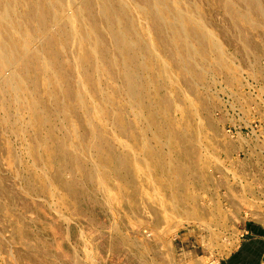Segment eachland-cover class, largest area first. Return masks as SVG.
Listing matches in <instances>:
<instances>
[{
    "label": "rangeland",
    "instance_id": "obj_1",
    "mask_svg": "<svg viewBox=\"0 0 264 264\" xmlns=\"http://www.w3.org/2000/svg\"><path fill=\"white\" fill-rule=\"evenodd\" d=\"M72 1L89 9L16 0L0 17V43L21 34L0 71V264L257 262L264 0H177L193 17L179 38L166 13L164 41L141 0L126 16L102 0L110 22L103 2Z\"/></svg>",
    "mask_w": 264,
    "mask_h": 264
},
{
    "label": "bare ground",
    "instance_id": "obj_2",
    "mask_svg": "<svg viewBox=\"0 0 264 264\" xmlns=\"http://www.w3.org/2000/svg\"><path fill=\"white\" fill-rule=\"evenodd\" d=\"M15 1L16 0H1V4L2 5H4L5 7H4V11L3 10H1L0 11V17H3V18H10V15L14 12V11H16V9H14V3H15ZM40 1V0H39ZM42 1V0H41ZM50 1V0H49ZM75 1V0H74ZM89 0H87V2H88ZM92 0H90V4H92V2H91ZM95 1V0H94ZM105 1V0H104ZM109 0H107V2H108ZM136 1H139V0H136ZM144 4V7H145V14H146V16H148V19H150V22L152 23V25H153V27L157 30V32L160 34L159 35V37L161 38V40H163L164 41V39H165V36L164 35H162V26H163V24L165 23V19H164V15L166 14V13H168V14H171V16H173V19H174V21H173V23H171L170 25H171V27H172V29L174 30V33L176 34V36H178L179 38H181V36H182V34H181V31H180V27L182 26V25H184V24H186V23H184V22H190L191 23V17H193V16H191L190 17V15L189 14H186V13H184L183 12V10L181 9V7H179L180 5H179V1H177V0H141ZM238 1H242V2H245L247 5H248V8H251V9H255V8H257L256 6H258V3H257V1L256 0H238ZM19 2V1H18ZM22 2V1H21ZM86 2V3H87ZM98 3L99 2H103L102 0H99V1H97ZM106 2V1H105ZM116 2H118L117 4H118V11H120V13H122V15H124V16H126L127 15V11H129V9H128V7H129V5L124 1V0H114V3H116ZM231 3H232V1H230ZM44 3V2H43ZM60 3V2H59ZM75 3H76V1H75ZM75 3L72 1V0H68V6H69V8L72 10V12L74 13V12H76L77 10L79 11V10H81L82 8H84L86 5H84L83 6V1H82V5H80V6H82L80 9H79V7L80 6H78V7H76L75 6ZM104 3V2H103ZM110 3V2H109ZM77 4V3H76ZM80 4V3H79ZM94 4V3H93ZM102 4V3H101ZM111 4V3H110ZM227 4H230V3H227ZM20 5H21V3H20ZM44 5H45V3H44ZM43 5V9H45L46 7ZM88 5H89V3H88ZM99 6H100V4H98ZM106 4L104 3V4H102V7H100L101 9H102V13H104V16H103V14H102V16L105 18V15L106 16H110L111 14H112V12H110V10L108 9L109 7L108 6H105ZM109 5V4H108ZM15 6H16V4H15ZM52 6V5H51ZM59 7V6H58ZM87 7V6H86ZM108 7V8H107ZM229 7V6H228ZM232 7V6H231ZM16 8H18L17 6H16ZM33 8V7H32ZM31 8V10H33ZM92 8H93V6H92ZM39 9V8H38ZM49 9V8H48ZM47 9V10H48ZM69 9V10H70ZM86 9H89V6L86 8ZM101 9H99V10H101ZM111 9V8H110ZM140 9V8H139ZM28 11V13H26V18L28 19V20H30L31 18L33 19V17H31V13L33 12V11ZM55 10H57V9H55ZM91 10V9H90ZM94 10V9H93ZM92 10V11H93ZM112 10V9H111ZM26 11H27V9H26ZM44 11V10H43ZM43 11H42V13H43ZM87 12H89V10H86ZM39 12V11H38ZM65 12V11H64ZM84 12V11H83ZM47 12H45V14H46ZM49 13V12H48ZM58 13V12H57ZM90 14H93V12H89ZM44 14V13H43ZM59 14V13H58ZM57 14V15H58ZM78 14H79V12H78ZM77 14V15H78ZM89 14V15H90ZM100 14V15H101ZM17 15V14H16ZM60 15V14H59ZM71 16H70V19H68V21L69 22H71V23H74V21L73 20H75V18L74 17H76V15L75 16H72V14H70ZM94 15V14H93ZM93 15L91 16V17H93ZM32 16H34V14L32 15ZM38 16V15H37ZM42 16H44V15H42ZM47 16V18H48V14L46 15ZM96 16V15H95ZM45 17V16H44ZM58 17H60V16H58ZM42 17H40V19H41ZM46 18V17H45ZM43 19V21L44 20H46V19ZM109 18V17H108ZM16 19V18H15ZM38 19V18H37ZM80 19V18H79ZM95 19V18H94ZM94 19L91 21V22H93L94 21ZM102 20H103V18H101ZM107 19V17L105 18V20ZM110 19V18H109ZM2 20L3 19H1V21H0V23H1V27H0V30L2 31V30H4V28H3V25H4V22H6L5 20H3L4 22H2ZM105 20H103V22L105 21ZM108 20V19H107ZM106 20V21H107ZM111 20H113V17H111ZM110 20V21H111ZM8 21V20H7ZM42 21V22H43ZM58 21V20H57ZM109 20H108V22H110ZM15 22V21H14ZM68 22V23H69ZM81 22H82V20H81ZM107 22V23H108ZM169 22V21H168ZM194 22V21H193ZM3 23V24H2ZM16 24H18L17 22H15ZM44 23V22H43ZM166 23H167V21H166ZM184 23V24H183ZM8 24V23H7ZM15 24V25H16ZM45 24H46V22H45ZM111 24V23H110ZM6 25V24H5ZM9 25V24H8ZM19 25V24H18ZM46 25H48V24H46ZM45 25V26H46ZM60 25V24H59ZM73 25V24H72ZM95 25H96V23H95ZM169 25V26H170ZM196 25V24H195ZM14 26V25H13ZM43 26V25H42ZM45 26H43V27H45ZM54 26V25H53ZM185 26V25H184ZM15 27V26H14ZM19 27V26H18ZM47 28H48V26H46ZM45 27V30L47 29ZM66 27V26H65ZM75 27V26H74ZM112 27V26H111ZM165 27H166V25H165ZM3 28V29H2ZM6 28H8L7 27V25H6ZM10 28V27H9ZM20 28V27H19ZM113 28V27H112ZM44 29V28H43ZM61 29V28H60ZM8 31H9V29H7ZM12 30H14V29H12ZM28 30V29H27ZM67 30V29H66ZM66 30H64V32L68 35V33L69 32H67ZM113 30V29H112ZM5 31V30H4ZM54 31V30H53ZM172 31V30H171ZM23 32V31H22ZM110 33L108 34V35H110L111 34V36H109V37H111L112 39H111V41H113V42H115V44H116V46H117V48H119V47H121V46H119V45H124V48H125V50L127 51V52H129L130 53V51H131V44H129L128 42V44L126 45L125 43L124 44H121L122 43V38H123V34H120V33H116L115 31L113 32H111V31H109ZM173 32V31H172ZM5 33H7L6 35H7V40H8V42L7 43H0V71L2 70V69H5L6 68V70H8V68L7 67H9L8 65L11 63V59H14V57H16L17 55H18V53H19V51H18V49H19V41H18V39L19 38H17V36H21V34L20 35H17L18 33H16V31H15V33H14V31H13V33H11V31L10 32H5ZM193 33V35H197L199 32H197V31H194V32H192ZM1 34V33H0ZM30 34V33H29ZM28 34V35H29ZM73 34H74V32H73ZM3 35V34H2ZM23 35H25V33L23 34ZM71 35H72V33H71ZM76 35V34H75ZM77 35H78V33H77ZM1 36V35H0ZM66 36V35H65ZM107 36V35H106ZM188 36V35H187ZM28 37H30V35L29 36H27V33H26V38L27 39H29ZM75 38V37H74ZM73 38V39H74ZM89 38V37H88ZM49 39V38H48ZM48 39H47V42H48ZM125 38H123V40H124ZM1 40V39H0ZM24 40V39H23ZM26 40V39H25ZM52 40V39H51ZM54 40V39H53ZM126 40V39H125ZM3 41V40H2ZM97 41V40H96ZM166 41H168L167 39H166ZM183 41V40H182ZM4 42V41H3ZM26 42V41H25ZM51 41H49V43H50ZM91 42V41H90ZM89 42V43H90ZM131 43H132V41H131ZM25 44H27V43H25ZM24 44V45H25ZM48 43H46V45H47ZM52 45H53V43H51ZM93 44V43H92ZM97 44V43H96ZM50 45V44H49ZM89 45V44H88ZM95 45V44H94ZM48 46V45H47ZM87 46V45H86ZM90 46V45H89ZM119 46V47H118ZM133 46V45H132ZM187 46V45H186ZM21 48V47H20ZM50 48V46H48V48L47 49H49ZM51 48H52V46H51ZM51 48H50V51H51ZM92 48V47H91ZM123 48V47H122ZM119 49H121V48H119ZM95 50H97V49H95ZM122 50V49H121ZM124 50V49H123ZM49 51V50H48ZM54 50H52V52H50V53H54L53 52ZM84 51V50H83ZM98 51V50H97ZM134 52V51H133ZM102 54H104V55H106L107 54V52L103 49L102 50V52H101ZM54 55H56V53L54 54ZM108 55H109V53H108ZM29 57H31L32 58V56H29ZM31 58H29V59H31ZM86 59V58H85ZM28 60H26L25 62L26 63H28V64H26V65H29V64H31V63H29V62H27ZM31 61V60H30ZM35 61V60H34ZM97 61V60H96ZM19 64V63H18ZM11 65H12V63H11ZM10 65V66H11ZM14 65V64H13ZM26 65H24V62H23V65L20 67L21 68V70H24L25 69V67H26ZM17 66V65H16ZM113 66V65H112ZM30 67V65L27 67V68H29ZM9 68H11L12 69V67H9ZM14 68V67H13ZM44 69H46V68H44ZM127 69V68H126ZM28 70V69H27ZM30 70V69H29ZM48 70V69H47ZM129 70V69H128ZM9 72H10V70H8ZM7 71V72H8ZM7 72H5V73H7ZM15 72V71H14ZM1 73V72H0ZM2 73H3V71H2ZM0 74V75H3V74ZM4 73V74H5ZM12 73V72H11ZM10 73V74H11ZM8 75H9V73H8ZM13 75H15V74H13ZM126 75V77L124 78L125 79V81H126V84H127V86H128V88H129V90L131 91V89H133L132 87H133V85H132V83H131V81H132V79H133V75L132 74H130V73H126L125 74ZM7 76V75H6ZM11 76V75H10ZM9 76V77H10ZM3 77V76H2ZM15 78H18L17 76L16 77H13L12 78V81H14L13 79H15ZM3 79V78H2ZM1 79V80H2ZM20 80V79H19ZM5 81H6V83H8L7 81H9L8 80V78H6L5 79ZM15 81H16V79H15ZM5 83V84H6ZM3 84V83H2ZM9 84H10V81H9ZM7 85V84H6ZM11 85V84H10ZM14 85V84H13ZM17 85V84H16ZM37 85V84H36ZM7 87H9V86H7ZM16 87V86H15ZM18 88V87H17ZM1 89V88H0ZM8 89V88H7ZM16 89V88H15ZM134 91H135V88L133 89ZM12 92V91H11ZM132 92V94H133V91H131ZM1 93V92H0ZM4 93H5V91H4ZM3 94V93H2ZM82 100V99H81ZM64 150H65V148H64ZM63 151V150H62Z\"/></svg>",
    "mask_w": 264,
    "mask_h": 264
},
{
    "label": "crops",
    "instance_id": "obj_3",
    "mask_svg": "<svg viewBox=\"0 0 264 264\" xmlns=\"http://www.w3.org/2000/svg\"><path fill=\"white\" fill-rule=\"evenodd\" d=\"M255 231H256V232L259 231L258 234H257L255 237H260L262 240H264V229H262V228H257ZM250 247H252V246H248V247L245 249L246 253H247V251L250 250ZM261 247H262V249H263V253H264V243L261 245ZM246 253H245V254H246ZM238 257H239V259H241V258H240L241 256H238ZM238 262H239V264H250L249 262H247V261H245V260H239ZM256 263H258V264H264V254H261L260 259H259L257 262H254V263H252V264H256Z\"/></svg>",
    "mask_w": 264,
    "mask_h": 264
}]
</instances>
